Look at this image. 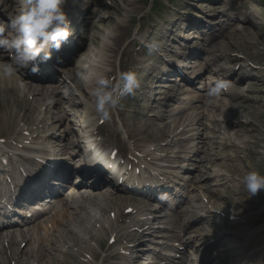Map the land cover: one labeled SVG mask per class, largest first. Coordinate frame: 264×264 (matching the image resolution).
<instances>
[{
    "label": "bare ground",
    "instance_id": "obj_1",
    "mask_svg": "<svg viewBox=\"0 0 264 264\" xmlns=\"http://www.w3.org/2000/svg\"><path fill=\"white\" fill-rule=\"evenodd\" d=\"M19 1L0 0V7L4 6V11L11 13L8 16L12 17L23 9ZM87 1L89 0H66L64 11L67 15L81 14ZM97 2L107 10V17L99 18L97 23L93 21L91 26H87L90 31L85 40L90 42L92 49L85 48L81 52L74 48L69 51L65 44L59 50L60 54L52 53V60L45 62L41 56L40 61L46 66V70L36 81L22 73H28L27 69H17L7 75L5 69L9 63L6 55L8 52L0 50V98L4 101L0 112V163L1 158L10 161L9 175L13 173L16 176V170L19 171V178L34 166L41 165L32 158L16 155L11 158V151H22L23 155H46L45 147L48 143L52 146L59 143L61 148L57 151L60 155L55 153V157L65 155L69 150L75 151L74 156H78L81 143L75 125L81 127L79 122L82 123L85 119L88 123L83 128L88 134L86 139L95 138V144L98 143L105 149L110 148L109 140L99 141L95 134L99 123V135L110 132L105 119L95 110V100L91 95L96 87L95 81L87 80L90 90L88 98L83 93L79 73L85 72L92 64V67L104 72L114 83L113 67L117 55L120 58L131 56L134 53L133 46L141 36L140 32L132 34L131 25L126 24L121 16L125 13L128 20L133 21L134 16L142 13L143 9L138 7L140 0ZM234 5L237 14L230 16L227 24L221 23L209 29L204 27L211 32L209 38L198 34L193 37V40L199 38L209 42L205 53L195 55L197 58L208 55V59L206 63L199 65V70L194 74H200L199 71L208 72L210 76L226 73L223 80L231 82L230 89L219 97H209L204 102L208 95L204 98H185V94L175 85H157L158 82L155 81L165 76L162 68L165 63L157 55L143 60L131 57L124 65L121 64L122 73H136L140 88L135 95L125 96L128 102L121 98L118 105L125 109L137 107L132 117L134 125L128 123V115L118 114L127 140L132 144L131 147L123 144L119 155L122 160L131 156L127 160L133 167L141 169L142 175L162 183L161 186L156 189H140L144 188L141 184L137 185L139 188L120 186L116 182L102 179L94 183L89 195H79L72 186H66L67 189H72L70 192L64 191L65 183L70 180L69 175L51 168L30 186L20 188L15 204L19 207L26 206L29 202L46 199L49 195H58L55 198L58 201H49L55 204L49 207L44 205V208L39 209L32 206L29 208L32 209L30 212L21 213L26 219L7 221L11 212L2 218L6 222L0 224V264H77V257L82 255L97 261L99 253L92 243L103 249L106 239L112 242L108 251L113 249L112 255L117 262L109 263L104 260L103 264H137L142 256L151 260V264H161L162 261L175 264L172 260L174 255L165 256L158 253V249L152 248L148 251L143 249L146 252H142L139 248L140 255L134 246L131 247L134 245L131 241L137 240V233L144 230L141 236L150 234L148 231L154 229L153 224L157 221H165L166 226L158 228L151 235L161 236L162 232H170V237L163 238L179 240L183 251L196 242L205 243L222 234L218 241L224 242L220 246L221 251L203 264H230L237 256L235 264H264V226H259L264 222V190L251 196L242 183L243 177L249 172L261 174L256 169L254 160L264 153V147H261V143H264V52L257 51V48H264V0H237ZM26 6L25 4L24 8ZM241 11H244L243 19L238 15ZM3 16L0 11V18ZM174 17L168 35L157 39L160 52L167 51L170 41L175 40L173 36L176 32L183 30L180 22L188 26L196 24L193 16L184 20ZM180 36H184L189 45L190 37ZM180 36L176 37L181 39ZM85 40L79 43L80 48H83ZM239 53L246 58L237 57ZM64 54L72 55L68 65L65 64L69 57L66 56L68 58L65 59ZM187 54L190 56L192 51ZM208 60L213 62V67H207ZM151 61L158 65L151 64ZM221 61L225 63L220 64ZM54 62L64 66L58 69L64 76L59 75L57 69L54 72ZM73 63L75 65L71 67ZM237 64L241 65L239 69L236 68ZM183 66L187 65L182 63L178 69ZM176 69L177 67L172 71ZM209 80L216 82L212 78ZM47 82L50 84L43 85ZM208 86L209 83L205 86L206 92ZM61 88L67 90L66 98L61 94ZM157 88L163 89L156 90ZM224 96L228 99H224ZM194 103L200 104L189 109L188 106ZM167 104L171 110L162 115L161 111ZM205 107L211 108L212 114L203 110ZM189 111L191 112L188 113ZM70 116L74 119H69ZM206 121L212 127H206ZM60 129L61 134L57 133ZM207 131L211 135L208 136ZM151 146L155 150H148ZM259 149L262 151L259 152ZM228 151H233V154L229 155ZM161 154H166L165 160L169 161L155 158ZM170 154L174 156L169 157ZM152 158L157 162L170 164V169L175 171L159 170V166L158 169L146 167V171L142 170ZM261 158L264 160V154ZM181 160L183 163L198 160L199 163L193 165L194 172L198 174L191 181L193 183L195 179L196 188L190 192L192 185H184L185 192L189 194L182 202L177 200L179 195L174 197L172 194L165 205L171 211L168 214H164L163 205L151 208L149 204H143L158 202L161 194L168 192L166 184L175 183L179 179L183 181L182 173L178 171L186 172L190 167H186V164L175 166ZM67 166L66 162L61 165L64 168ZM76 179L78 178L75 177L74 180ZM204 179L206 180L202 183ZM211 180L214 181L213 185L208 184ZM103 184L107 187L99 190ZM196 190L202 191L203 199ZM206 199L208 204L203 205ZM127 203L128 207L124 206ZM130 203H136L137 206ZM130 209L132 213L128 214ZM30 214L32 220L27 218L31 217ZM14 217L13 214L12 218ZM182 218L190 220L188 227L181 224ZM149 225L150 228L145 230ZM187 232L195 235L190 242H185L182 235ZM227 242H231L230 249L226 247ZM165 247L177 250V246L166 244ZM179 264L202 263L198 260L191 263L184 259Z\"/></svg>",
    "mask_w": 264,
    "mask_h": 264
},
{
    "label": "clouds",
    "instance_id": "obj_2",
    "mask_svg": "<svg viewBox=\"0 0 264 264\" xmlns=\"http://www.w3.org/2000/svg\"><path fill=\"white\" fill-rule=\"evenodd\" d=\"M66 0H26L27 6L16 15L9 18L7 28L0 26V50L9 53V63L5 69L11 75L17 69L30 68L32 73H38L40 66L37 59L43 54V60L52 58V50L59 51L62 45L72 35L71 23L63 5ZM149 54L159 51L157 42L146 44ZM82 80H94L96 87L91 95L95 100V110L104 119L109 118L110 110L115 109L121 98L135 95L140 88V82L134 72H123L118 80L107 78L104 72L89 67L81 73ZM203 87V85H201ZM231 87L227 80H217L207 87L209 97H219ZM242 183L251 194L256 195L264 190V175L252 171L247 173ZM161 200L167 199L162 193Z\"/></svg>",
    "mask_w": 264,
    "mask_h": 264
},
{
    "label": "rangeland",
    "instance_id": "obj_3",
    "mask_svg": "<svg viewBox=\"0 0 264 264\" xmlns=\"http://www.w3.org/2000/svg\"><path fill=\"white\" fill-rule=\"evenodd\" d=\"M99 1H101V0H99ZM113 1H115V0H113ZM162 1L164 3H166V4L168 3V0H162ZM111 2H112V0H111ZM144 2H145V0H141V3L138 6L143 8L144 12L146 13V14L144 13V15H146V18H147V14H148L149 20L145 21L146 20V18H145L140 23L141 25H139L138 24V22H139L138 19H140L142 17L143 13L142 14H137L135 16V18H134L136 20H135V22L133 24L132 29H133V32H135V31H138L139 30V27L143 26V31L142 32H144L146 34V36L149 35L150 37H153V36L156 37L158 35H161V36L165 35L166 34V29L165 28L162 29V30H159L158 29L156 31V33H155L154 30H155L156 26L157 27L158 26L159 27L162 26V22H164L165 25H168L166 27L171 26L169 24H166V21H172L174 19V18H170L172 15H174V16L175 15H180V16H182L183 19H186L188 17H191L192 15H194V16L197 15L200 18H202V17L206 18V20L209 23H211V25L217 26V25H219L221 23L227 22V20H228V18L230 16L236 14V11L234 10V0H172L171 1L172 2V5L170 4V7L169 6L166 7L167 9L165 10V13H166L165 17H164V14H163L160 18H157V15L156 14H152V13L149 12V8L150 7H148V5H145ZM3 7H0V11L5 16V18H1L0 23H1V26H4L6 28V26L8 24V19H9V18H7L8 16H6V15H10V13L4 11L5 8H3ZM100 17H103V18L106 19V17H107V10L102 9V10L98 11V17L95 16V18L93 20L96 21ZM121 17L123 19H126L127 20L126 21L127 23H130V22H128V19L126 18V14L125 13H123ZM241 17L243 18L242 14H241ZM116 19H118V17H116ZM221 21H225V22H221ZM180 24H182V23H180ZM211 25L207 24V26H209V27ZM181 27L184 29V30H182L184 32V34L187 33V34H189V36H194L193 32L190 33L191 32L190 28H193V27H190V28H187V29L185 28L186 26L185 27L184 26H181ZM182 31L177 32V36L180 35V34H182L181 33ZM179 43H182V40L178 39V37H177V40H175V42H171V44L174 47H179ZM200 44H202V47H205V46H203V44H205V43L203 41H201V40H199V41L198 40H195L193 46L194 47H196V45L197 46H201ZM87 46H88V44H87ZM207 46H208V43H207ZM137 49H140V46H138ZM257 49H258L257 50L258 52H262V51L264 52V49L263 48H257ZM170 50H171V55L170 56H172L173 55V52L175 51V49L171 47ZM6 55H7V57H9L8 56V53H6ZM237 57H244V58H246L241 53L237 54ZM221 62L224 63V61H221ZM223 63H221V64H223ZM207 64H208L209 67H212L213 66V64L211 62H208ZM118 65L119 64L116 63V66H115V75H116V77H118L120 75L119 69H118ZM240 67H241V65L240 64H237L236 68L239 69ZM63 75L64 74L61 73V76H63ZM202 75L203 76H201V77H199L197 79V81L200 84H197L196 87L184 88L183 89V92L186 93V94H188V95H190V96L204 95L205 93L203 91H199L198 90V87L200 88L201 85H203L204 82L206 81V79L203 78L204 75H206V74H202ZM189 76L190 77H195V75H193V74H190ZM211 77H214L216 79H221L224 76H222V75H214V76H211ZM62 92L65 93V90H62ZM3 105H4V101H3L2 98H0V112L2 111ZM166 111H169V109H164V111L162 112V115L167 114ZM112 114H113V117L115 118V116H116L117 113L115 111H113ZM0 115H2V114L0 113ZM207 125L208 126H211V123L207 122ZM263 146H264V144L261 143V147H263ZM229 154H231V152H229ZM195 163H197V162H195ZM255 164L258 167V169H260L264 173V162H262V158H260V157H257L256 158L255 157ZM184 176H185V174H184ZM178 182L180 183V181H178ZM209 184L212 185V182H209ZM176 189H178L179 192L176 191ZM173 192L176 195L177 194H182V192H184L183 186H181V185L180 186H177L175 189H173ZM199 195H201L203 197L202 194H199ZM183 199H185V198L183 197ZM202 202L203 201H201V203ZM130 204H133V203H130ZM128 205H129L128 203L127 204H124V206H126V207H128ZM185 221H186V223H188L187 222L188 219H186ZM153 226L154 227L155 226L156 227H164L165 225H164V223L162 221H159V222L155 223ZM163 233L166 234V235L169 234L167 232H163ZM192 235H194V234H192ZM185 236L187 238H190V236L188 234H185ZM144 238H146L145 240H147V241L146 242H140V241L144 240ZM216 238H218V236ZM150 240H154V241H159L160 240V241H163V242H169L165 238H157V237H154V236L152 237L150 234H148V235H145V237H143V238H140L139 237V240L134 242L136 244H137V242H139V244L137 245L136 249L137 248L144 249V248H148V247H153V248L159 249V251H162L161 250V247L160 246H157V244H151L150 242H148ZM108 243H109V240L106 239L104 248L102 250H101V248H100V246L98 244H95V243L92 244V245H96L95 248L100 253V258L97 261L98 263H90V262H88L89 261L88 260V257H85L84 255H82V256L77 257V264H102V261H104V260L105 261H109L112 257H114L112 255L114 252L112 251V249L108 252V248L110 246ZM154 243H156V242H154ZM169 243L170 244H174V245L177 246V243L176 242H174V243L169 242ZM138 246H140V247H138ZM140 251L138 253H141ZM200 251H201V249H200ZM200 251H199V254H200ZM192 252H193L192 249H190V250H188V253H186V255H182L180 253H178V254H180L182 256L181 259H184L185 257H187L189 259L190 258H195L196 256L193 257L192 256ZM110 254L112 256H110ZM104 257H106L107 259L104 258ZM143 260L144 261H140V263L145 262V261L146 262H149L150 261V260H148L146 258H143ZM176 261H179V259H176ZM12 263L13 262H10L9 264H12ZM140 263H137V264H140Z\"/></svg>",
    "mask_w": 264,
    "mask_h": 264
}]
</instances>
